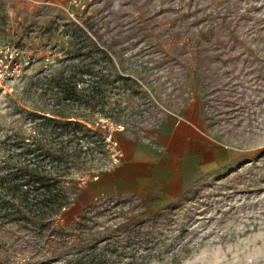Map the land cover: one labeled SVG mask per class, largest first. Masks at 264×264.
Returning a JSON list of instances; mask_svg holds the SVG:
<instances>
[{
  "label": "rangeland",
  "instance_id": "obj_1",
  "mask_svg": "<svg viewBox=\"0 0 264 264\" xmlns=\"http://www.w3.org/2000/svg\"><path fill=\"white\" fill-rule=\"evenodd\" d=\"M0 42L27 54L0 105V166L20 154L19 142L52 168L62 148L74 154L67 179L80 188L55 225L32 232L41 249L31 264H67V254L108 241L117 253L142 248L145 264H264V0H0ZM98 48L110 59L91 55ZM80 54L95 72L78 106L67 78L82 67ZM42 111L62 113L64 125ZM77 114L82 127L68 124ZM178 122L244 157L172 196L80 201L85 184L120 157L108 141L112 124L123 127L118 140L149 142ZM0 240L8 256L21 246L6 264H27L30 244L14 245L3 231ZM117 253L112 262L122 264Z\"/></svg>",
  "mask_w": 264,
  "mask_h": 264
},
{
  "label": "trees",
  "instance_id": "obj_2",
  "mask_svg": "<svg viewBox=\"0 0 264 264\" xmlns=\"http://www.w3.org/2000/svg\"><path fill=\"white\" fill-rule=\"evenodd\" d=\"M72 26L76 27L77 33L82 32L76 25ZM93 54H99L102 59H110L99 48L91 52V55ZM77 57H79L82 67L73 66L76 70H72L67 78L68 84L71 85V93L68 92L67 99H72L75 105L80 106L81 96L79 93L82 90L81 87L88 81L87 77L90 76L91 78L95 71L91 69L92 64L85 62V54H80ZM54 80L62 81L65 80V77L60 74L55 76ZM94 89L97 91L100 86L94 87ZM92 111L98 112L99 110L92 109ZM37 115L44 121L53 120L60 126L64 125L61 119L65 116L60 112L42 111ZM49 115L58 117L59 120H55ZM67 118L73 119L68 121V124L76 127L83 126L79 121V115ZM16 146L22 147L19 151L20 154L17 152L18 154L15 155V151H13L0 166V232L3 231L12 236L14 245L18 242L30 244L33 251L27 264H31L38 260L41 249L39 236L31 235L32 232L38 234L48 225H55L54 219L74 204L80 193V188L76 182L67 179L70 176V166L67 162L70 156H74L73 153L70 155L61 148L59 163L52 168L46 162V155L39 148H32V145L29 144L23 148L24 145L21 142ZM75 155L80 157V153H76V151ZM14 226L17 227L16 229L24 231L21 232L16 229L14 231ZM100 243L98 242L88 249L82 248L75 253L67 254L70 257L67 264H115L116 262H112L113 254H116L120 249H111V244L108 241L100 251L98 246ZM6 245L8 244L0 240V264H6L10 257L16 258L18 250L21 249V246H16L15 252L8 256L5 251ZM129 247L125 245L123 249L127 250ZM142 252V248H134L131 249L130 254L117 253L121 260H118V263L120 261L122 264H145ZM124 257L127 259L125 262L123 261Z\"/></svg>",
  "mask_w": 264,
  "mask_h": 264
},
{
  "label": "crops",
  "instance_id": "obj_3",
  "mask_svg": "<svg viewBox=\"0 0 264 264\" xmlns=\"http://www.w3.org/2000/svg\"><path fill=\"white\" fill-rule=\"evenodd\" d=\"M119 151L109 168L85 184L82 203L112 196H172L191 179L219 173L244 157L241 149L222 145L188 122L176 123L153 141L120 139Z\"/></svg>",
  "mask_w": 264,
  "mask_h": 264
},
{
  "label": "built area",
  "instance_id": "obj_4",
  "mask_svg": "<svg viewBox=\"0 0 264 264\" xmlns=\"http://www.w3.org/2000/svg\"><path fill=\"white\" fill-rule=\"evenodd\" d=\"M26 51L17 44L0 42V105L13 92V84L21 79L25 73L27 62ZM47 61H51L47 58ZM123 127L111 125L108 130V141L114 148H119L116 134ZM120 156V151H118Z\"/></svg>",
  "mask_w": 264,
  "mask_h": 264
}]
</instances>
